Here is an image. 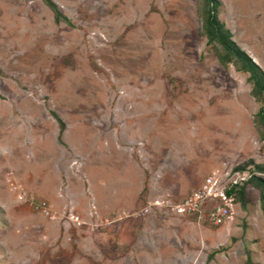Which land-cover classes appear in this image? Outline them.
<instances>
[{
    "label": "rangeland",
    "instance_id": "374dc122",
    "mask_svg": "<svg viewBox=\"0 0 264 264\" xmlns=\"http://www.w3.org/2000/svg\"><path fill=\"white\" fill-rule=\"evenodd\" d=\"M52 1L72 26L0 0V264H264L257 184L219 226L157 204L264 164L260 104L200 35L202 0ZM219 2L264 72V0Z\"/></svg>",
    "mask_w": 264,
    "mask_h": 264
},
{
    "label": "trees",
    "instance_id": "16d2710c",
    "mask_svg": "<svg viewBox=\"0 0 264 264\" xmlns=\"http://www.w3.org/2000/svg\"><path fill=\"white\" fill-rule=\"evenodd\" d=\"M43 4L52 12L55 24L65 23L72 26L71 22L62 14L57 5L52 0H41ZM203 2V23L200 35L206 38V44L212 46L214 55L221 66L232 65L237 72L247 74V83L250 85V93L256 102L260 104L255 115V122L259 126L260 137L264 139V72L254 63V61L232 40V35L225 28L217 16L220 6L219 0H202ZM59 125V133L63 131L64 123L54 117ZM60 135V134H59ZM245 164L237 166L234 170L243 172ZM256 173L260 174L256 175ZM264 164L254 165V171L250 177L239 185H234L225 190L227 197L237 196L242 198L247 185L255 183L260 189V208L264 215ZM248 264H252L247 258Z\"/></svg>",
    "mask_w": 264,
    "mask_h": 264
},
{
    "label": "built area",
    "instance_id": "2783aa9c",
    "mask_svg": "<svg viewBox=\"0 0 264 264\" xmlns=\"http://www.w3.org/2000/svg\"><path fill=\"white\" fill-rule=\"evenodd\" d=\"M234 180H231L229 187L243 184L250 173H234ZM228 187V188H229ZM16 190V187H13ZM226 189H219L217 181L213 176L204 179L201 186L184 198L174 201L163 200L157 204L162 205L169 212L183 217H193L201 222H207L214 226L225 223L231 215V198L225 194ZM19 192V198L28 203L30 208L43 216L50 217L51 207L45 201H37L32 197H27L25 193Z\"/></svg>",
    "mask_w": 264,
    "mask_h": 264
}]
</instances>
